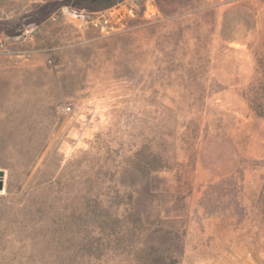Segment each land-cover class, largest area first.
Here are the masks:
<instances>
[{
  "label": "rangeland",
  "instance_id": "obj_1",
  "mask_svg": "<svg viewBox=\"0 0 264 264\" xmlns=\"http://www.w3.org/2000/svg\"><path fill=\"white\" fill-rule=\"evenodd\" d=\"M103 1L0 0V264H264V0Z\"/></svg>",
  "mask_w": 264,
  "mask_h": 264
},
{
  "label": "trees",
  "instance_id": "obj_2",
  "mask_svg": "<svg viewBox=\"0 0 264 264\" xmlns=\"http://www.w3.org/2000/svg\"><path fill=\"white\" fill-rule=\"evenodd\" d=\"M89 1H90L91 5L90 6H85V7H82V8H84L86 10H89V11H93V10L105 9V8H108V7L113 5L112 3H104L103 0H89ZM42 20H43V18L35 21V23L38 24ZM172 250H176V249H172ZM172 250L169 251V253L172 254V252H174ZM151 264H176V258L172 257V255H170V257L167 258V259H163L162 258V259H159L157 261H153V263H151Z\"/></svg>",
  "mask_w": 264,
  "mask_h": 264
},
{
  "label": "built area",
  "instance_id": "obj_3",
  "mask_svg": "<svg viewBox=\"0 0 264 264\" xmlns=\"http://www.w3.org/2000/svg\"><path fill=\"white\" fill-rule=\"evenodd\" d=\"M66 109H67V111H68L70 108H69V107H67Z\"/></svg>",
  "mask_w": 264,
  "mask_h": 264
}]
</instances>
